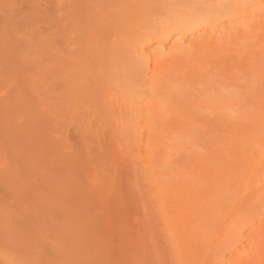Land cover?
<instances>
[{
	"label": "bare ground",
	"instance_id": "obj_1",
	"mask_svg": "<svg viewBox=\"0 0 264 264\" xmlns=\"http://www.w3.org/2000/svg\"><path fill=\"white\" fill-rule=\"evenodd\" d=\"M38 12L41 25L30 38L53 49L41 57L52 63L40 78H52L56 122L110 118L147 131L149 160L161 162L151 196L171 263L264 264V249L257 246L264 238V0H42ZM0 62V79L12 78L0 97V122H29L27 105L7 98L21 67ZM197 122L213 126L205 156L195 154ZM28 128L0 123V145L7 144L0 149V207L12 196L10 211L25 207L9 215L0 232L12 257L34 253L43 264L66 250L74 264L85 254L87 264H165L163 253L158 261L148 253L143 242L152 244L140 235L142 243L111 228L96 236L98 220L85 215L77 221L89 202L69 191L59 196L62 205L41 203L30 191L31 178H19L24 157L15 140ZM219 128L225 130L218 136ZM76 134L72 129L70 139ZM177 176L189 192L179 226L175 209L169 215L162 204ZM42 229L64 249L38 241Z\"/></svg>",
	"mask_w": 264,
	"mask_h": 264
},
{
	"label": "rangeland",
	"instance_id": "obj_2",
	"mask_svg": "<svg viewBox=\"0 0 264 264\" xmlns=\"http://www.w3.org/2000/svg\"><path fill=\"white\" fill-rule=\"evenodd\" d=\"M40 2L42 0H0V61H5L11 69L21 67L16 68L17 71L14 73L18 86L13 88L12 95L7 98L20 107L23 105L28 107L29 122H0L10 124L12 127L18 125L29 127L15 140L17 151L24 157V172L19 178H31L30 191L43 204L62 205L58 200L59 196L68 191L73 194L75 200L88 201L89 210L81 212L76 210L81 213L77 221L85 220V215L98 220L100 226L96 236L101 234L104 228H111L121 237L131 241L136 239L141 242L144 239L147 243L154 244L153 248L157 246L161 249L160 252L156 248L153 253L152 248H149L152 245L146 246L143 242L144 247L150 249L148 253L157 254L155 258L157 261L158 254L163 253L162 256L159 254L163 258L159 260H164L165 264H172L167 253L168 246L160 225L159 214L151 196L161 172V162L157 158L152 162L149 160L151 154L147 131H143L141 126L137 128L136 122H122L110 118L92 122H56L52 78H40L41 70L52 63L50 59L41 60V57L51 54L53 49L51 45L39 42L38 37L37 40L30 38L33 31L41 25L40 11L38 12ZM19 39L24 41L18 44ZM231 54H234V51ZM262 70L264 71V66ZM261 80L264 82V76ZM10 81L12 82L10 77L0 79V97ZM110 104L106 105V112ZM8 114L5 112L2 117ZM197 124L200 136L199 150L195 154L205 156L210 148L205 139L213 126L206 122ZM72 129L77 132L74 140L69 137ZM217 130L216 135L219 136L225 129ZM139 131H143L142 139ZM6 147L7 144L0 145V149ZM173 158L177 164L178 153L174 154ZM195 161L196 159H193V162ZM4 162L5 158L0 155V175ZM20 164L22 165V162ZM189 169L195 176L197 166H190ZM13 176L17 177L18 174L14 173ZM176 178L172 192L165 188L162 204L169 215L175 209L173 218L179 226L181 208L189 192H186L188 185L184 187L181 185V176ZM7 181L9 182L10 178ZM38 186L41 188L39 192ZM255 195L254 192L253 196L256 198ZM14 203L15 197L12 196L0 207V232L6 229L9 215L13 213L18 215L25 208L17 207V212L13 208L12 212L10 208ZM35 207L41 208L38 204H35ZM262 222L259 228L264 232ZM67 224L69 222L64 220L63 225ZM139 235L142 240L138 238ZM150 235L154 240H149ZM38 239L47 240L53 250L64 249L57 244L59 240L51 235H45L43 229L40 230ZM263 241L262 235L257 242L262 251ZM4 245L5 242L0 244V264H41L37 262L34 253L29 257L21 255L12 257ZM62 252L64 256L53 257L43 264H74L76 260L72 259V255L66 250ZM85 257L86 254L81 255L82 261L78 264H87L84 261ZM220 260L227 262L225 258Z\"/></svg>",
	"mask_w": 264,
	"mask_h": 264
}]
</instances>
